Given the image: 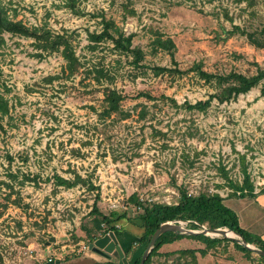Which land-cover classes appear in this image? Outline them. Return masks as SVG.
Wrapping results in <instances>:
<instances>
[{"label":"rangeland","instance_id":"obj_1","mask_svg":"<svg viewBox=\"0 0 264 264\" xmlns=\"http://www.w3.org/2000/svg\"><path fill=\"white\" fill-rule=\"evenodd\" d=\"M2 3L11 19L65 36L78 62L71 71L63 47L38 57L34 39L4 35L0 85L8 114L0 127V264L62 261L88 252L92 240L85 228H93L96 201L103 214L126 212L134 219L139 211L129 203L132 195L168 205L178 202L180 187L192 195L228 197V182L242 184L244 168L255 187L264 183L261 84L230 102L214 100L205 112L183 107L219 92L191 70L195 64L218 74L252 76L264 69V0H76L74 9L67 0ZM104 21L135 35L133 47L144 51L139 67L111 41H90ZM156 35L175 42V64L166 51H154ZM157 66L183 74L157 75ZM109 90L122 100L121 111L107 115ZM55 175L86 182L56 186ZM117 225L123 232L131 226ZM233 241L203 256L204 243L184 238L165 245L152 264H264Z\"/></svg>","mask_w":264,"mask_h":264},{"label":"trees","instance_id":"obj_2","mask_svg":"<svg viewBox=\"0 0 264 264\" xmlns=\"http://www.w3.org/2000/svg\"><path fill=\"white\" fill-rule=\"evenodd\" d=\"M68 4H71L72 8L75 7L76 0H67ZM236 30H240L239 27H234ZM9 33L13 36H21L26 38H32L36 42L37 48L41 49V52L34 54L35 56L42 57L44 52L52 54L59 52L63 47V57L67 61L68 68L73 71L78 58L76 57L70 42L62 35H52L49 30L39 28H29L21 21H15L10 18L5 7L3 6L2 0H0V47L6 44L4 35ZM242 34L247 35L250 40H256L254 35L251 33ZM264 33V29H263ZM226 34L231 35L232 32ZM133 34L125 35L113 22L104 21V28L101 32L90 33V41L95 43V46L103 41H111L114 49L117 51L132 54L133 64L136 67L140 66V63L144 60V51L140 47H133ZM154 51H166L171 60L176 63L175 53L177 50L175 42L171 38L164 39L162 35H156L153 43ZM157 75L162 73H179L183 74V71L175 68L171 69L168 67H155ZM196 71L201 79L206 82H214L219 92L212 94L206 100L197 101L192 104L186 101L183 107L188 110H197L205 112L212 105L214 100L219 103L230 102L231 100L237 99L241 94L248 93L251 89L261 84V94L264 95V69L259 68L257 73L252 76H247L238 72H229L227 74L210 73L203 70L201 63L195 64L191 69ZM101 72V71H100ZM0 85V127L1 120L4 115L8 114V100L1 93ZM142 96H149L144 93ZM152 98V97H151ZM169 102L175 106H179L176 99L165 97ZM121 100L122 96L116 90H109L106 94L105 101L107 107L105 114L110 115L111 113H118L121 111ZM244 180L243 183H237L229 181V187L233 190L228 197H223L219 193H201L198 195L190 194L184 187L179 188V200L176 204L168 205L159 202L142 201L137 195H132L129 199V203L135 204L139 213L136 218H130L129 215L118 211H111L109 214H103L97 206V201L94 205L93 213L97 216L93 219V228H85L86 234L89 241H94L96 233L102 232V235L113 231L116 235L121 233L120 228L117 224L122 221H127L133 227L139 231V242L142 245H147L161 224L170 221H183L187 222V228L191 230H201L203 228L218 229L228 228L242 235L246 241L252 245H255L258 249L264 251V240L253 233L245 230L241 224L237 213L231 209L227 204L228 198L235 197H254L255 185L251 181V177L247 172V169H243ZM225 178L227 176L225 175ZM78 182L85 183L86 181L81 179L79 175H76L75 179H66L59 175H55V185L63 186L66 188H72L77 185ZM89 187L93 189H99L94 187L92 183H89ZM99 196V195H98ZM96 200H99L97 197ZM103 227L106 229L104 230ZM184 238H190L198 240L205 244L206 248L200 249L201 255H207L210 249L216 248L224 240H230L225 237H210L203 234L196 235H185L181 233L167 232L161 235L155 243V246L145 264H152L153 258L160 256V250L167 244H172L176 241ZM91 241V242H92ZM235 246L247 254H252L253 251L248 250L244 246L233 241ZM181 254H191L193 257L196 254L195 250H184ZM264 260V256H260ZM1 262V259H0ZM141 258L138 259L135 264H140Z\"/></svg>","mask_w":264,"mask_h":264},{"label":"crops","instance_id":"obj_3","mask_svg":"<svg viewBox=\"0 0 264 264\" xmlns=\"http://www.w3.org/2000/svg\"><path fill=\"white\" fill-rule=\"evenodd\" d=\"M254 197L228 198L226 204L233 209L240 220L241 226L250 233L260 236L264 240V183L255 187ZM132 227L117 235L119 245L124 250L130 264L142 258L145 249L139 242V231ZM60 264H116L104 259L92 251H88L81 256L65 257ZM49 261L36 262L35 264H45Z\"/></svg>","mask_w":264,"mask_h":264},{"label":"water","instance_id":"obj_4","mask_svg":"<svg viewBox=\"0 0 264 264\" xmlns=\"http://www.w3.org/2000/svg\"><path fill=\"white\" fill-rule=\"evenodd\" d=\"M167 232L181 233L185 235L203 234L205 236H222L234 240L238 244L244 246L250 251L257 253L260 256H264V251L248 243L242 235L234 231H231L228 228H218V229L203 228V230L199 231V230L188 229L186 226H184L183 221H170L161 224L160 227L152 235L149 243L147 244V248L141 258L140 264H145V261L148 258L149 254L151 253V251L153 250L158 238ZM228 233H233L235 237H230ZM59 239H62V237H59ZM63 239H66V237H63ZM88 249L92 251L94 254L104 259L110 260L113 263L130 264L129 259L127 258L124 250L119 245L116 233L113 231H110L106 233L104 236L95 239L93 242L89 244ZM60 263L61 261L58 260H50L45 264H60Z\"/></svg>","mask_w":264,"mask_h":264},{"label":"bare ground","instance_id":"obj_5","mask_svg":"<svg viewBox=\"0 0 264 264\" xmlns=\"http://www.w3.org/2000/svg\"><path fill=\"white\" fill-rule=\"evenodd\" d=\"M228 235H229L230 237H235V235H234L233 233H228Z\"/></svg>","mask_w":264,"mask_h":264}]
</instances>
